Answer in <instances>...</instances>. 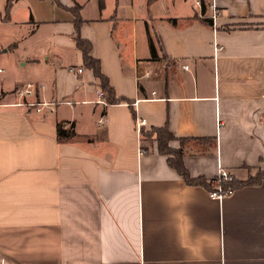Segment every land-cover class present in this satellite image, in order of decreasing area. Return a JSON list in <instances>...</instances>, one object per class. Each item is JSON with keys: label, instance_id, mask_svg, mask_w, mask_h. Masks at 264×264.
I'll list each match as a JSON object with an SVG mask.
<instances>
[{"label": "crops", "instance_id": "1", "mask_svg": "<svg viewBox=\"0 0 264 264\" xmlns=\"http://www.w3.org/2000/svg\"><path fill=\"white\" fill-rule=\"evenodd\" d=\"M216 3L0 0V264H264V178L213 199L136 132L167 127L191 177L264 169V0Z\"/></svg>", "mask_w": 264, "mask_h": 264}, {"label": "trees", "instance_id": "2", "mask_svg": "<svg viewBox=\"0 0 264 264\" xmlns=\"http://www.w3.org/2000/svg\"><path fill=\"white\" fill-rule=\"evenodd\" d=\"M202 10L204 9L202 8ZM75 44L76 47L82 50L84 65L90 68L95 78L99 80L100 89L105 92L107 101L109 103H118L119 101H121L122 99L115 97V95L113 94V89L110 86L109 82L101 74L100 64L98 60L90 55L91 49L89 42L77 36V38H75ZM148 47H150V58L153 60V58H155L157 55H156V47H154L153 45V41L151 39L150 33L148 34ZM153 130H156L158 132V136L156 137L158 152L169 156V158L167 159L168 165L171 168H175L186 183L205 186L207 189L213 188L216 182L215 181L216 177L212 179H206L203 176L202 177L190 176V174L188 173V171L186 170V168L183 166L182 163V156H183L182 149L181 148L175 149L169 147V142L172 139H175V137L169 132L167 127L155 128ZM75 136L76 134L73 130L72 124H69L68 127H65L62 123L56 124L57 141L65 142L66 140H72L73 138H75ZM186 139L179 138L178 140L181 143H183L186 142ZM263 178H264V169H262V172H258L257 175L250 174V176H248L245 180H237L233 178L229 182H222L221 185L225 189L233 190L242 186L259 185L263 181Z\"/></svg>", "mask_w": 264, "mask_h": 264}, {"label": "built area", "instance_id": "3", "mask_svg": "<svg viewBox=\"0 0 264 264\" xmlns=\"http://www.w3.org/2000/svg\"><path fill=\"white\" fill-rule=\"evenodd\" d=\"M191 1L193 2V6L195 8H198L199 10H201L202 7L204 5H206L207 9L209 10L210 19L212 20L213 23L216 22V20L220 16L219 15L220 12H219V8L217 6L216 0H211L210 3H205V2H203V0H191ZM220 49H222V47L216 46V50H220ZM182 68H187V65H183ZM69 70L70 71H76L77 73H80L82 71L81 68H78L77 70L70 68ZM145 75H148V72H145ZM37 88H38L37 84L31 83V84H28L25 87L21 88L18 91V94L22 98H27L28 96H32L35 93V91L37 90ZM97 95H98L97 101L99 103H101L103 105L108 104L107 101L105 100V96H104L102 90H98ZM21 104L33 106V107L35 106L37 112H41L45 108L50 112H53V110H54V103H51V102H49V103H47V102L29 103L27 101H24V102H21ZM102 119L103 118L101 117L98 122H101ZM135 124H136V132H137L138 136H140L142 127L145 125V119L140 118V120L135 121ZM232 179H233V176H231L230 173H228L226 170L220 168L218 170L216 180H215L216 182H215L213 188L208 190V196L213 198V199L222 200L224 197L231 194L233 192V190L223 188L221 183L222 182H229Z\"/></svg>", "mask_w": 264, "mask_h": 264}, {"label": "rangeland", "instance_id": "4", "mask_svg": "<svg viewBox=\"0 0 264 264\" xmlns=\"http://www.w3.org/2000/svg\"><path fill=\"white\" fill-rule=\"evenodd\" d=\"M157 136H158V132L156 130H153V129L141 130V138H143V142H142L143 145H147L148 143H152L153 141H156ZM185 143L183 142L180 145L184 146ZM248 172L252 175H257L258 172H262V170L260 168H254L253 169V168L249 167Z\"/></svg>", "mask_w": 264, "mask_h": 264}]
</instances>
